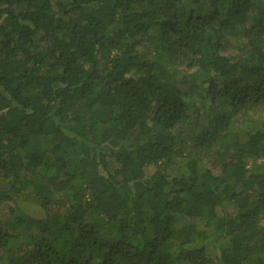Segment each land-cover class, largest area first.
Listing matches in <instances>:
<instances>
[{
    "label": "trees",
    "instance_id": "1",
    "mask_svg": "<svg viewBox=\"0 0 264 264\" xmlns=\"http://www.w3.org/2000/svg\"><path fill=\"white\" fill-rule=\"evenodd\" d=\"M5 205L0 264H264V0H0Z\"/></svg>",
    "mask_w": 264,
    "mask_h": 264
},
{
    "label": "rangeland",
    "instance_id": "2",
    "mask_svg": "<svg viewBox=\"0 0 264 264\" xmlns=\"http://www.w3.org/2000/svg\"><path fill=\"white\" fill-rule=\"evenodd\" d=\"M25 207L29 210V209L33 208L34 205L29 202V203H26ZM6 212H7V205L3 206L0 209V217L5 216L6 215Z\"/></svg>",
    "mask_w": 264,
    "mask_h": 264
}]
</instances>
